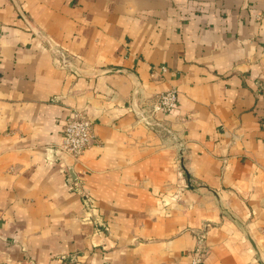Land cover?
I'll return each mask as SVG.
<instances>
[{"label":"crops","instance_id":"1","mask_svg":"<svg viewBox=\"0 0 264 264\" xmlns=\"http://www.w3.org/2000/svg\"><path fill=\"white\" fill-rule=\"evenodd\" d=\"M207 225L203 264H264V0H0V264H193Z\"/></svg>","mask_w":264,"mask_h":264},{"label":"built area","instance_id":"2","mask_svg":"<svg viewBox=\"0 0 264 264\" xmlns=\"http://www.w3.org/2000/svg\"><path fill=\"white\" fill-rule=\"evenodd\" d=\"M166 71V68H162ZM178 95L175 89L167 90L158 95L152 104L151 114L168 113L176 107ZM147 119L149 113H144ZM148 114V115H147ZM151 116V115H150ZM94 140L92 123L89 120L87 113L80 109H75L70 116L65 119L63 127V140L60 146V151L70 155L74 159L82 156L86 148ZM73 186H78L79 181L70 182ZM205 259L204 252L197 249L193 264H203Z\"/></svg>","mask_w":264,"mask_h":264},{"label":"rangeland","instance_id":"3","mask_svg":"<svg viewBox=\"0 0 264 264\" xmlns=\"http://www.w3.org/2000/svg\"><path fill=\"white\" fill-rule=\"evenodd\" d=\"M154 101H155V99L151 100L149 103H147V105H145L142 108L143 113L147 112V113H149V115H151V116L153 115V114H151V110H152L151 108H152V104ZM144 117H145V114H144ZM148 121H149V119H148ZM178 170L180 172L183 171L182 167H180V166L178 167ZM70 182L68 180L66 181L67 187L70 190L76 192L80 196L84 210H86V212H85L86 214H85L83 220L89 221V222H96L99 227L100 226L104 227V229L101 232L109 233V228H108V226L104 225V220L102 219V216L100 214L94 213V209H95L94 199H93L91 193L84 187V183L79 182V185L77 187L76 186L72 187V184ZM185 189H187V185L177 188L175 193H172L168 197H161L160 198V203H161L162 208H163L162 210H163L165 215H169V212L172 209V207L174 206V204L183 201V195H184ZM93 217H94V219H93ZM208 227H209V225H207V227L204 230H202V231L200 230V231L195 232L196 245L194 246L192 251H190V253H189L190 256L194 257L197 249H200L201 251H203L205 256L208 254V249L206 247V235H207V228ZM66 258H69L70 261L75 260L74 256H66Z\"/></svg>","mask_w":264,"mask_h":264},{"label":"water","instance_id":"4","mask_svg":"<svg viewBox=\"0 0 264 264\" xmlns=\"http://www.w3.org/2000/svg\"><path fill=\"white\" fill-rule=\"evenodd\" d=\"M105 73V72H122V73H126L128 75H132L134 78H135V89L133 91V102H132V105H133V108L135 110V112L137 113H141L142 110L139 108L138 104L136 103V95H137V92H138V88H139V81L137 79V77L131 73L130 71L126 70V69H122V68H116V69H110V70H106V71H100V72H96V73Z\"/></svg>","mask_w":264,"mask_h":264}]
</instances>
